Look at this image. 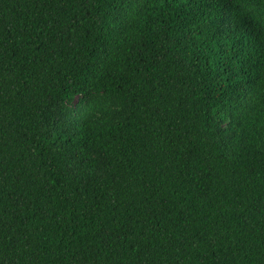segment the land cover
I'll return each instance as SVG.
<instances>
[{
  "label": "trees",
  "instance_id": "16d2710c",
  "mask_svg": "<svg viewBox=\"0 0 264 264\" xmlns=\"http://www.w3.org/2000/svg\"><path fill=\"white\" fill-rule=\"evenodd\" d=\"M0 264H264V0H0Z\"/></svg>",
  "mask_w": 264,
  "mask_h": 264
}]
</instances>
